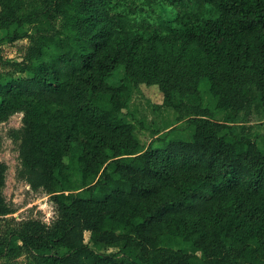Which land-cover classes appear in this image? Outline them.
<instances>
[{"label":"trees","instance_id":"trees-1","mask_svg":"<svg viewBox=\"0 0 264 264\" xmlns=\"http://www.w3.org/2000/svg\"><path fill=\"white\" fill-rule=\"evenodd\" d=\"M135 1L152 20L129 16ZM29 2L0 0V121L24 111L8 130L17 177L50 195L54 217L0 235V257L24 250L37 264H264V130L235 124L256 95L241 71L254 72L249 83L264 100V0H35L27 10ZM114 33L130 47L199 46L217 69L212 102L223 116L154 128L142 146L123 110L130 74L120 86L107 81L122 62L107 44ZM20 39V59L4 57L1 44ZM171 98L166 89L164 104ZM7 168L0 161V218L14 211L2 193Z\"/></svg>","mask_w":264,"mask_h":264},{"label":"rangeland","instance_id":"rangeland-1","mask_svg":"<svg viewBox=\"0 0 264 264\" xmlns=\"http://www.w3.org/2000/svg\"><path fill=\"white\" fill-rule=\"evenodd\" d=\"M26 6L29 10L35 0ZM144 7V10L140 8ZM127 12L124 6L113 10ZM156 11L159 7L154 8ZM165 11L171 12L169 6ZM154 12L141 1H135V12L130 17H146L152 20ZM128 38L122 33L111 34L107 44L122 56V62L107 81L113 86H120L125 73L131 77L132 94L129 106L123 110L129 112L133 123V131L142 146L148 144L152 129L164 125H183L189 116L209 112L214 119L223 115L215 112L212 102V89L219 87L216 80L217 69L208 62L207 56L197 45L181 43H138L129 46ZM25 39L12 43L1 44V53L8 59H20ZM219 67L221 64L218 63ZM222 70H226L222 67ZM213 73V77L211 74ZM254 75L251 69L241 71V81L255 92L250 97V103L240 110L235 124L252 130H264V100L259 98L258 90L249 83ZM168 89L172 98L171 105H165V90ZM24 111L10 113L5 120L0 121V161L7 163L5 185L2 193L14 209L4 218H0V235L17 226L21 220L35 218L49 223L54 217V205L50 195L43 190H34L17 177L19 165L16 143L9 137L8 130L22 123ZM84 239L90 242V232L85 231ZM108 248L107 251H114ZM0 264H37L36 259L24 250H16L8 256L0 257Z\"/></svg>","mask_w":264,"mask_h":264}]
</instances>
